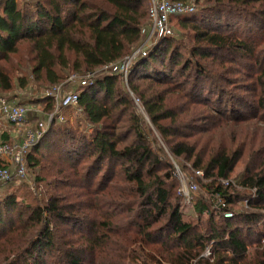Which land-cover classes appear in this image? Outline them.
Returning <instances> with one entry per match:
<instances>
[{
    "label": "trees",
    "instance_id": "1",
    "mask_svg": "<svg viewBox=\"0 0 264 264\" xmlns=\"http://www.w3.org/2000/svg\"><path fill=\"white\" fill-rule=\"evenodd\" d=\"M249 3L215 0L181 19L193 43L165 36L133 61L129 75L130 90L173 155L210 179L209 198L193 205L197 218L174 192V165L150 145L130 91L118 73L105 74L76 91L93 132L55 119L27 155L30 170L39 166L54 177L43 203L15 194L0 199V264H264V130L248 123L264 121V10ZM149 6L0 0V95L17 102L15 91L31 79L53 87L73 72L122 61L141 41ZM241 20L258 29L238 28ZM240 58H256L255 66ZM227 63L245 64L250 98L229 92L234 82L226 74L237 71L218 69ZM46 100L50 113L55 104ZM202 109L209 124L197 126ZM189 130L204 135L193 140ZM7 166L0 159V168ZM238 166L242 172L231 178ZM217 196L223 204L214 209ZM208 246L210 257L203 255Z\"/></svg>",
    "mask_w": 264,
    "mask_h": 264
},
{
    "label": "rangeland",
    "instance_id": "2",
    "mask_svg": "<svg viewBox=\"0 0 264 264\" xmlns=\"http://www.w3.org/2000/svg\"><path fill=\"white\" fill-rule=\"evenodd\" d=\"M170 1L182 2L187 8L183 12H180L172 16L170 23H169L171 27V34L167 36H174V37L180 38L186 44L191 45L193 43V38L192 36H190L189 31H187L186 29L182 28L179 25L181 19H184V18L193 19V17H195L197 14H200L203 10L208 9L210 6H213L215 0L214 1L210 0V2L209 0L208 1H205V0H170ZM250 1L253 2V3H249L250 6H255V8H260L258 12H260L261 10H264V0H250ZM254 1H258L260 3L255 4ZM149 5H150V1H149ZM148 23H149V20L147 22V26H148ZM237 24H238L237 25L238 28H241L244 30L248 28H253L254 30L258 29V25L256 22L249 23V22H244V20H241L240 22H237ZM146 32H143L141 41L135 47V49L131 52V54L125 57L122 61H118L117 63L113 62V64H110L111 67L104 66L100 69H97L96 72L94 73L88 72V71L73 72L70 74V77H68L64 82L60 84H63V88L67 91L74 90V91L79 92L80 87L83 86L81 84L82 82L81 79L83 77L88 78V76H90L91 78L90 83H91V81L94 80L95 77L97 76H103L105 74H113V73L119 74L120 79L123 82L124 86L130 91V94L133 98V111L135 112L136 116L139 118L141 126L146 131L147 139L150 145L153 147L155 152L161 158L171 161L172 164L174 165L175 175L173 176L172 179H170L172 184H174V192H176L177 195L181 197V203H182L183 209L186 212H189L194 218L193 220H195L197 218V215L195 214L193 210V205L196 202L197 198H201V197L209 198L208 197L209 195L206 192L205 186H206V183L210 181V179L205 178L204 174L200 176L196 172V170L192 167L191 161H188L184 158H179L173 155L169 144L167 143L165 138L162 137V135L159 133V131L154 127L153 123L151 122V118L146 112L142 100L130 90L129 75L131 72L133 61L139 56L143 55L145 52H149L157 44L159 39L164 37V36H158L157 34H153L152 36H150V32H151L150 30L147 35L145 34ZM260 42H262V44L260 45L261 48H264V37ZM239 60H241L240 62H245L246 64H249L250 62L251 65L255 66L254 64H255L256 58H253V59L244 58V60L240 58ZM243 65L245 64L227 63L224 67H218V69L225 71L224 72L225 74L227 71H231V70L237 71L230 75L226 74L230 76V78H232L234 82L229 86V89L232 90L229 92H234L237 94L239 93L244 94V96L250 98L251 94L246 93L244 90L252 88L253 86L250 84V87H249V83H248L249 81L246 79V76L243 73L245 71L243 70ZM71 77L73 79H71ZM39 82H40L39 80L31 79L30 84L27 88L22 89V90L17 89L15 91L17 94H19L20 98L22 97L21 99L19 98L17 102L20 101L21 103L26 104L29 108L28 122L22 127L21 130L25 131L28 129L29 130L39 129V130H46L47 132V130L49 131V128L52 122L55 121V119H58V118H53V120H50V115L54 110L50 113H46L44 111L47 105V100L40 97L39 91L43 90L46 87L41 86V83ZM47 88H50V87H47ZM34 91H37L36 95L33 94ZM27 92H28L27 95L25 94V96H22L21 93H27ZM8 95H11V94H8ZM8 95H4V97ZM37 100L38 102H36ZM64 115L67 117L65 121H67L69 125L77 129L78 131L86 130L90 134L91 132H93L91 125L87 123L85 119V114L81 106H79L77 110L76 109L65 110ZM204 118H205L204 110L202 109L201 114L199 115V119L195 121L196 125L197 126L208 125L209 121L208 120L205 121ZM248 123H250L249 125H255L259 127L260 129L264 130V121L262 120L251 119ZM243 124L246 125L247 123L245 122ZM189 132H194V134H197L196 136L192 137L193 140L195 139V137L204 135L201 133H197L198 130H189ZM206 144L208 143L204 141L201 142L202 146H205ZM48 168L51 171L50 166ZM242 170H243V167L238 166L236 173L233 172L231 178H234V176H238V174H240ZM39 171H40L39 166L36 169L30 170L29 166L27 165V175H28L27 178L23 181L16 182L15 184H13V187H9V185H4L0 187V199L2 197L5 198L9 195L15 194L19 198V200H21L20 202H24V203H26L27 201L32 202L33 200L37 199L39 200V202L43 203V200L46 197L45 196L46 193H48V190L49 191L51 190V183L54 177L48 173V170H44L40 172ZM38 172L39 174H42L44 176L43 180L36 179V177L38 176ZM223 182L225 183L226 180H224ZM194 183L198 184V189L191 190V191L189 190V196L183 195L182 194L183 188L185 187L187 189ZM210 202L213 205L212 208L217 209L216 208L217 200H214L212 197ZM134 264H139V263H134Z\"/></svg>",
    "mask_w": 264,
    "mask_h": 264
},
{
    "label": "built area",
    "instance_id": "3",
    "mask_svg": "<svg viewBox=\"0 0 264 264\" xmlns=\"http://www.w3.org/2000/svg\"><path fill=\"white\" fill-rule=\"evenodd\" d=\"M149 23L148 28H144L143 32L147 35L149 30L150 36L157 34L158 36H167L171 34V27L169 25L172 16L183 12L187 7L182 2H172L170 0H149ZM143 52V51H142ZM109 63L105 67H111ZM94 75V74H93ZM71 79H73L71 77ZM81 84L83 86L90 83V76L83 77ZM22 96L27 93H21ZM34 95L37 91L33 92ZM40 97L43 99L51 98L55 104V109L50 115V120L58 118L59 121H65L67 117L64 115L65 110L78 109L79 95L74 90H65L63 84L55 85L50 88H44L39 91ZM40 111V109H39ZM29 108L24 103L11 102L6 97L0 95V159L8 164L7 167L0 168V187L9 183H16L27 178V155L29 151L40 142L46 130H25L23 131V138L19 141H6L3 139L5 124H10L15 128H21L28 122ZM20 132V131H19ZM196 172L202 176L201 170ZM227 183V180L226 182ZM198 184L194 183L189 188H183L182 194L189 196V190H197ZM217 205L222 203L219 196L216 197ZM245 204L247 201L244 202ZM223 204V203H222ZM224 215L231 217V211L225 210ZM213 254L210 246L204 252V256L210 257Z\"/></svg>",
    "mask_w": 264,
    "mask_h": 264
},
{
    "label": "crops",
    "instance_id": "4",
    "mask_svg": "<svg viewBox=\"0 0 264 264\" xmlns=\"http://www.w3.org/2000/svg\"><path fill=\"white\" fill-rule=\"evenodd\" d=\"M11 102L17 103L15 101ZM2 130L4 131L3 139H5L6 141H19L23 138L24 130H21V128H15L10 124H5V127H3Z\"/></svg>",
    "mask_w": 264,
    "mask_h": 264
}]
</instances>
